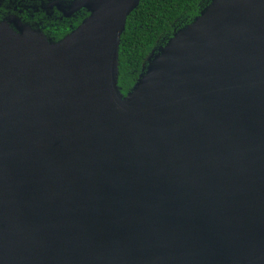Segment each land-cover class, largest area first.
<instances>
[{
	"label": "water",
	"instance_id": "water-1",
	"mask_svg": "<svg viewBox=\"0 0 264 264\" xmlns=\"http://www.w3.org/2000/svg\"><path fill=\"white\" fill-rule=\"evenodd\" d=\"M138 3L57 5L89 16L56 45L0 24V264H264V0H213L151 55L110 138Z\"/></svg>",
	"mask_w": 264,
	"mask_h": 264
},
{
	"label": "trees",
	"instance_id": "trees-1",
	"mask_svg": "<svg viewBox=\"0 0 264 264\" xmlns=\"http://www.w3.org/2000/svg\"><path fill=\"white\" fill-rule=\"evenodd\" d=\"M79 0H0V24H7L17 36L11 19L19 20L31 32L41 34L48 44L56 45L68 37L89 16L80 9L69 18L62 10ZM205 0H139L127 16L118 47L116 87L125 97L136 83L142 65L157 41L172 33L180 19L192 20L199 15ZM57 5L61 9H57Z\"/></svg>",
	"mask_w": 264,
	"mask_h": 264
},
{
	"label": "bare ground",
	"instance_id": "bare-ground-1",
	"mask_svg": "<svg viewBox=\"0 0 264 264\" xmlns=\"http://www.w3.org/2000/svg\"><path fill=\"white\" fill-rule=\"evenodd\" d=\"M164 51L165 50H163L161 54H163ZM162 61L163 57L155 59L152 58L151 60L148 58L149 63H147L150 64L148 72L145 73L146 70L144 67L139 80L137 81L135 87L130 91L121 108L117 109L114 106L110 107L109 115L99 124V131L101 134L109 136L110 138L119 136L121 133L118 132L133 121L137 112L139 114L145 104L144 99H146L143 97L144 92L141 93V90L143 89L142 85L152 78V76L157 72L158 66ZM125 107H128L126 111H124Z\"/></svg>",
	"mask_w": 264,
	"mask_h": 264
},
{
	"label": "rangeland",
	"instance_id": "rangeland-1",
	"mask_svg": "<svg viewBox=\"0 0 264 264\" xmlns=\"http://www.w3.org/2000/svg\"><path fill=\"white\" fill-rule=\"evenodd\" d=\"M212 5H213V0H205L200 5V13L202 12L205 14L208 11H210ZM195 23H196L195 19L189 20L187 18L180 19L177 22H175V24L173 25L172 33L170 35L161 37L157 41L155 48L150 52V54L145 59V62H144L145 65H147L149 63V62L147 63V61H148V58L151 57V55L152 56L158 55L161 48H165L167 46V44L170 42V40L175 39V37L178 33H186L188 30H190L193 27V25ZM151 59L152 58H150V60Z\"/></svg>",
	"mask_w": 264,
	"mask_h": 264
}]
</instances>
